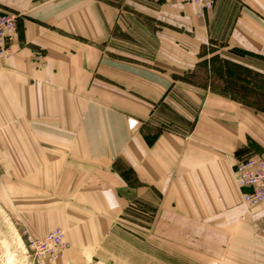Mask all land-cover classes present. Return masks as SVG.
Masks as SVG:
<instances>
[{
    "label": "crops",
    "instance_id": "1",
    "mask_svg": "<svg viewBox=\"0 0 264 264\" xmlns=\"http://www.w3.org/2000/svg\"><path fill=\"white\" fill-rule=\"evenodd\" d=\"M147 6L0 0L19 15L0 59V183L13 184L0 215L35 239L64 231L58 264H226L262 245L264 205L246 207L233 167L264 154V114L178 78L195 65L175 61L183 35L264 56V1ZM133 202L154 214L141 236L123 223Z\"/></svg>",
    "mask_w": 264,
    "mask_h": 264
},
{
    "label": "rangeland",
    "instance_id": "2",
    "mask_svg": "<svg viewBox=\"0 0 264 264\" xmlns=\"http://www.w3.org/2000/svg\"><path fill=\"white\" fill-rule=\"evenodd\" d=\"M104 1L119 6L122 5L123 11L133 14H139L137 13L138 11L142 10L143 7L146 8L145 4L148 5V8L149 4L153 3V0ZM187 36L188 35L182 36L180 42L182 46L181 57L178 59L176 58L175 62H180L181 64L189 63L195 66L191 72L183 73L182 76L178 78L196 81L200 85H204L208 82L211 90L216 94L230 98L253 110L262 111L264 114V56L247 55L241 51H232V54L228 55L225 49L226 42L224 39H209L204 44H201ZM131 46H133V49L139 56L147 55L146 57H150L153 51L152 45L151 48L148 47V49L146 48L144 51L135 44ZM166 47V60L170 59L174 61L173 42L167 40ZM139 56L136 57L141 58ZM236 56L246 58L256 63L261 69H251L239 65L232 60H228L229 57L235 59ZM123 173L127 174V178L133 179L132 174L127 170H123ZM12 187L13 184L3 185L0 183V195H13L12 190H9ZM263 205L264 204L246 207L252 210ZM153 216L152 210L140 202H133L129 204L122 218L124 225L128 228V232L134 236H141L140 233L142 231H147L149 229ZM12 219V215H0V264H58L63 259L65 253L58 259L35 261L32 258L28 240V238H35L31 237L27 232L11 230ZM69 247L67 241L66 251ZM227 259L230 260V263L226 264H264V238L261 247L256 249L248 248L244 257L238 255L233 256L231 254Z\"/></svg>",
    "mask_w": 264,
    "mask_h": 264
},
{
    "label": "built area",
    "instance_id": "3",
    "mask_svg": "<svg viewBox=\"0 0 264 264\" xmlns=\"http://www.w3.org/2000/svg\"><path fill=\"white\" fill-rule=\"evenodd\" d=\"M158 5H196L201 11L210 10L214 0H153ZM201 16V13H200ZM19 15L0 8V59L11 55V45L18 40L17 20ZM233 175L242 192V202L247 207L264 204V154L248 156L233 167ZM30 251L35 261L61 258L66 249L65 233L60 229L39 239H30Z\"/></svg>",
    "mask_w": 264,
    "mask_h": 264
},
{
    "label": "trees",
    "instance_id": "4",
    "mask_svg": "<svg viewBox=\"0 0 264 264\" xmlns=\"http://www.w3.org/2000/svg\"><path fill=\"white\" fill-rule=\"evenodd\" d=\"M238 68H240V69L244 70V69H243V68H241V67H238Z\"/></svg>",
    "mask_w": 264,
    "mask_h": 264
}]
</instances>
